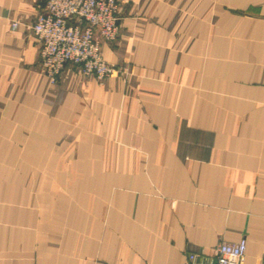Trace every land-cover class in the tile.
Wrapping results in <instances>:
<instances>
[{
  "label": "crops",
  "instance_id": "0c3cea01",
  "mask_svg": "<svg viewBox=\"0 0 264 264\" xmlns=\"http://www.w3.org/2000/svg\"><path fill=\"white\" fill-rule=\"evenodd\" d=\"M43 4L0 0V264H264V0L123 2L119 73L55 84Z\"/></svg>",
  "mask_w": 264,
  "mask_h": 264
},
{
  "label": "built area",
  "instance_id": "2783aa9c",
  "mask_svg": "<svg viewBox=\"0 0 264 264\" xmlns=\"http://www.w3.org/2000/svg\"><path fill=\"white\" fill-rule=\"evenodd\" d=\"M129 0H45L31 30L39 44V62L51 83L69 66L85 76L114 74L103 46L120 34V5ZM14 21L12 27L16 28ZM247 240L221 242L208 255L191 252L186 264H243Z\"/></svg>",
  "mask_w": 264,
  "mask_h": 264
},
{
  "label": "rangeland",
  "instance_id": "374dc122",
  "mask_svg": "<svg viewBox=\"0 0 264 264\" xmlns=\"http://www.w3.org/2000/svg\"><path fill=\"white\" fill-rule=\"evenodd\" d=\"M45 5V0H44V4H43V6ZM43 6L41 7V9L43 8ZM35 22V21H34ZM34 24V23H33ZM32 24V25H33ZM39 45V44H38ZM105 57V56H104ZM106 59V58H105ZM111 63V62H110ZM112 64V63H111ZM114 65V64H113ZM114 69H115V72H114V74L113 75H116L117 73H119V71H120V67H117V66H115L114 65ZM65 72V71H64ZM63 72V73H64ZM44 73V72H43ZM62 73V74H63ZM45 74V73H44ZM62 74H61V76H62ZM81 74V73H80ZM81 75H83V74H81ZM113 75H111V76H108V77H112ZM60 76V77H61ZM83 76H85V75H83ZM60 77H59V79H60ZM108 77H104V78H108ZM98 78V77H97ZM104 78H100V79H104ZM49 79V78H48ZM59 79L55 82V83H57L58 81H59ZM55 83H52V84H55Z\"/></svg>",
  "mask_w": 264,
  "mask_h": 264
}]
</instances>
